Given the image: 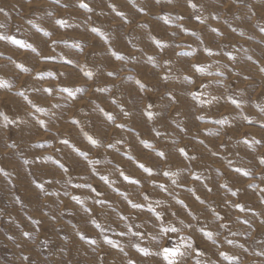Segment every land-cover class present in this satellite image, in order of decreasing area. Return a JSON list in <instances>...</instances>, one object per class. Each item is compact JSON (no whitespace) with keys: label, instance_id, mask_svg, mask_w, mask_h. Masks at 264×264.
I'll return each mask as SVG.
<instances>
[{"label":"rangeland","instance_id":"rangeland-1","mask_svg":"<svg viewBox=\"0 0 264 264\" xmlns=\"http://www.w3.org/2000/svg\"><path fill=\"white\" fill-rule=\"evenodd\" d=\"M0 81V264H264V0H0Z\"/></svg>","mask_w":264,"mask_h":264},{"label":"snow or ice","instance_id":"snow-or-ice-1","mask_svg":"<svg viewBox=\"0 0 264 264\" xmlns=\"http://www.w3.org/2000/svg\"><path fill=\"white\" fill-rule=\"evenodd\" d=\"M83 7H86V5H81ZM14 43L16 44H21L20 41H13ZM30 47V46H29ZM0 86H5L4 83L2 81H0ZM151 115V114H149ZM93 143H95V141H93ZM171 231H175V229H171ZM143 251V250H142ZM164 253H165V258L167 259L168 258V254L171 253L172 255H175V250L174 249H168V248H165L164 249Z\"/></svg>","mask_w":264,"mask_h":264}]
</instances>
